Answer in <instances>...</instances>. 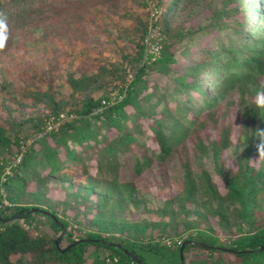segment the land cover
I'll return each mask as SVG.
<instances>
[{
  "label": "trees",
  "instance_id": "obj_1",
  "mask_svg": "<svg viewBox=\"0 0 264 264\" xmlns=\"http://www.w3.org/2000/svg\"><path fill=\"white\" fill-rule=\"evenodd\" d=\"M51 1L0 0V11L10 29ZM154 1L161 8L152 23L160 32L158 53L148 51L150 23L140 19L130 38L133 54L69 74L73 101L58 100L52 87L35 91L51 110L48 118L71 115L57 129L46 130L37 116L30 119L38 137L17 132L23 122L0 124V264H145L130 254L137 247L181 264L185 242V264H264V158L255 139L264 109L254 102L264 88V0H224L217 8L213 0ZM127 66L134 76L125 84ZM115 88L122 98L109 102ZM171 158L183 170L181 192L153 200L162 202L160 214L174 221L180 214L184 228L194 229L176 247L152 235L145 240L149 225L163 236L166 227L155 220L142 226L124 212L145 207L144 195L153 192L120 177L121 169L136 178L158 164L165 183ZM52 182L64 189L63 199L49 195ZM32 208L38 211L27 214ZM193 210L196 222L189 219ZM209 214L223 229L236 228L230 244L209 231ZM41 217L47 228L37 226L46 224ZM69 217L82 227L76 236Z\"/></svg>",
  "mask_w": 264,
  "mask_h": 264
},
{
  "label": "rangeland",
  "instance_id": "obj_2",
  "mask_svg": "<svg viewBox=\"0 0 264 264\" xmlns=\"http://www.w3.org/2000/svg\"><path fill=\"white\" fill-rule=\"evenodd\" d=\"M144 1L145 6L138 4L136 0H52L50 7L44 8L43 13L35 14L31 19L16 25L13 24L9 29L7 45L0 51V124L10 126L13 123L23 122L16 127L17 132L21 135H33L35 127L30 118L37 116L45 118L44 127L49 130L48 114L51 110L43 101L35 98V91H45L52 87L58 100L73 101L69 74L79 77L84 72H95L99 66L107 62L120 61L123 53L133 54L135 47L130 38L137 35L134 27L140 19L150 23L149 32L145 37V40L148 39L145 41L148 51L158 53L160 32L152 23L161 13V8L156 7L154 0ZM223 2L224 0H213V5L217 8ZM133 76L134 71L127 66L125 84H128ZM80 94L77 93L76 96L79 97ZM108 96L110 102L122 98L118 88L110 90ZM61 114V119L56 125L71 117L66 111ZM35 134L33 136L38 137L41 133ZM231 155L233 156L232 153ZM20 157L21 155L17 156L16 162H19ZM224 157L226 158V155ZM225 164L232 169L237 168L234 158H226ZM208 167L212 172L210 166ZM166 168L165 183L160 181L158 164L146 169L136 178L132 176L130 169H121L122 180L133 178L141 191L149 190L154 193L144 195L147 198L143 199L145 207L129 206L124 213L134 221L140 222L142 226L149 224L151 220L161 222L160 226L167 229L166 235L163 236L158 227L152 228L149 225L145 240L152 235L155 240L160 239L168 246L176 247L181 243V239L194 229L184 228L180 214L174 221L170 219L171 213L164 216L158 212L163 204L160 202V206L153 200V196L171 198L182 189L181 164L177 159L171 158L166 163ZM213 180L220 191L225 193L224 181L215 174ZM30 189H34V184H30ZM64 192V189L59 188L55 182L50 183L49 195L55 201L63 199ZM67 212L72 215L73 210ZM70 218L68 228L72 229L76 236L77 228L81 225ZM197 218H199L198 213L193 210L189 219L196 222ZM208 218L213 228L209 231L220 242L230 244L237 237L235 227L223 229L219 226L217 217L209 214ZM41 220L46 221V224H37V226L47 228V220L44 217H41ZM89 229L94 228L90 226Z\"/></svg>",
  "mask_w": 264,
  "mask_h": 264
},
{
  "label": "clouds",
  "instance_id": "obj_3",
  "mask_svg": "<svg viewBox=\"0 0 264 264\" xmlns=\"http://www.w3.org/2000/svg\"><path fill=\"white\" fill-rule=\"evenodd\" d=\"M9 39V19L5 12L0 11V50L6 47ZM255 104L258 108L264 109V88L256 93ZM257 149L260 158H264V129L257 128L255 130Z\"/></svg>",
  "mask_w": 264,
  "mask_h": 264
},
{
  "label": "water",
  "instance_id": "obj_4",
  "mask_svg": "<svg viewBox=\"0 0 264 264\" xmlns=\"http://www.w3.org/2000/svg\"><path fill=\"white\" fill-rule=\"evenodd\" d=\"M38 211L37 208H32L31 210H29L27 212L30 213V212H36ZM18 215H13V216H10L8 218H4L5 221H11L13 219H15ZM189 242V241H187ZM186 244V242L182 245L181 249H180V262L181 264H185L184 263V257H183V249H184V245ZM200 245L202 246H205V244H201L199 243ZM71 246H67L64 250H67L69 249ZM136 253H130L134 259H137L138 255H141L146 263L145 264H169V258L166 257V256H163L161 253H157V252H154V251H151V250H147V249H144L142 247H137L135 249Z\"/></svg>",
  "mask_w": 264,
  "mask_h": 264
},
{
  "label": "built area",
  "instance_id": "obj_5",
  "mask_svg": "<svg viewBox=\"0 0 264 264\" xmlns=\"http://www.w3.org/2000/svg\"><path fill=\"white\" fill-rule=\"evenodd\" d=\"M148 39L146 38L145 41H147ZM122 96V95H121ZM110 102V101H109ZM62 115V114H61ZM61 115L59 117H55V116H51L49 117V120H48V124L49 126L47 127L49 130L48 131H51L53 129H57L59 127V124L56 125V123L61 119ZM63 116V115H62ZM21 158V157H20Z\"/></svg>",
  "mask_w": 264,
  "mask_h": 264
}]
</instances>
